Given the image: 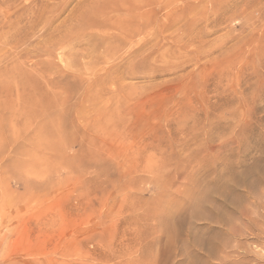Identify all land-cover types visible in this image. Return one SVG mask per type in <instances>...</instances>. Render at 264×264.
Here are the masks:
<instances>
[{
	"label": "rangeland",
	"instance_id": "rangeland-1",
	"mask_svg": "<svg viewBox=\"0 0 264 264\" xmlns=\"http://www.w3.org/2000/svg\"><path fill=\"white\" fill-rule=\"evenodd\" d=\"M101 1L0 0V264H264V0Z\"/></svg>",
	"mask_w": 264,
	"mask_h": 264
},
{
	"label": "bare ground",
	"instance_id": "bare-ground-1",
	"mask_svg": "<svg viewBox=\"0 0 264 264\" xmlns=\"http://www.w3.org/2000/svg\"><path fill=\"white\" fill-rule=\"evenodd\" d=\"M99 1H100V0H99ZM103 1H104V0L101 1V4H99L100 2L97 3V4H98L97 7H98L99 5H101V6L98 7V8L100 9L99 11L96 10V9H94V11H95V12H94V11H91V9H90L91 13L88 12V13H90V14H88V16H87V18H86V21H87L88 23H90L91 25L96 24L94 20H96V18H97L96 16L92 18V16H94V15H99V14H93V12H94V13H97V12L100 13L99 16L101 17V19H99V20H101V21H102V19H104V18H105V19H106V18L108 19V17H109V20H107L106 22H105V20H103V21H104V24H107V23L111 20V18H110V16H109L111 13L108 14L109 10H108V12H105L104 10H102L105 4H110L111 2L105 0L107 3L104 1L105 4H102ZM104 2H103V3H104ZM108 2H109V3H108ZM95 4H96V3H95ZM95 4H94V5H95ZM112 4H113V3H112ZM110 5H111V4H110ZM95 6H96V5H95ZM95 6H94V7H95ZM108 6H109V5H107L106 7H104V9H105L106 11H107L106 8H108ZM112 6H113V5L109 6V8H112ZM114 6H115V5H114ZM114 6H113V8H114ZM97 7H96V8H97ZM115 7H116V8H114V11H115V9H116V10L118 9L117 6H115ZM101 8H102V9H101ZM109 8H108V9H109ZM92 10H93V8H92ZM101 11H102V12L104 11V12H103L104 15H103V14L101 15ZM110 12H111V9H110ZM112 12H113V11H112ZM105 13L108 14V15H106ZM103 16H104V17H103ZM105 16H106V17H105ZM107 16H108V17H107ZM111 17H112V16H111ZM89 18H90V19H89ZM94 18H95V19H94ZM93 19H94V20H93ZM113 19H114V18H112V20H113ZM99 20L96 21L97 24H98ZM101 23H103V22H101ZM101 23H100V24H101ZM133 26H134V25H133ZM134 28H135V27H134ZM135 30H136V29H135ZM135 30L132 31L131 33H127V37H126V39H128V38L130 39V38L132 37V35L136 32ZM196 205H197V204H196ZM196 205H194V206H196ZM216 209H217V208H216ZM205 215L207 216V214H205ZM205 215H204V216H205ZM251 224H252V223H251ZM258 225H261V224H258ZM252 231H253V230H252ZM206 252H207L208 256H211V255H212V252H211V251H206Z\"/></svg>",
	"mask_w": 264,
	"mask_h": 264
}]
</instances>
